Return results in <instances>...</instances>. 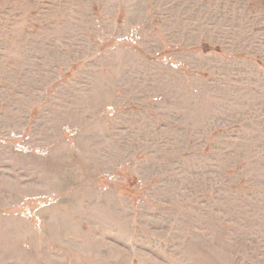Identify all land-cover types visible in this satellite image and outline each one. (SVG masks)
Returning a JSON list of instances; mask_svg holds the SVG:
<instances>
[{"label":"rangeland","instance_id":"1","mask_svg":"<svg viewBox=\"0 0 264 264\" xmlns=\"http://www.w3.org/2000/svg\"><path fill=\"white\" fill-rule=\"evenodd\" d=\"M0 264H264V0H0Z\"/></svg>","mask_w":264,"mask_h":264},{"label":"built area","instance_id":"2","mask_svg":"<svg viewBox=\"0 0 264 264\" xmlns=\"http://www.w3.org/2000/svg\"><path fill=\"white\" fill-rule=\"evenodd\" d=\"M131 38H133V40H131V42L133 43L134 41H137L138 39H139V37H136V38H134V37H132V36H130V37H127V38H125V39H131ZM19 150L20 151H23L24 149L21 147V148H19ZM42 153V155H45L46 153L43 151V152H41ZM44 199H46L47 200V202H52V203H54V199H50V198H45V197H37L35 200H44ZM44 206V205H43ZM43 206H41V207H43ZM35 211H33V210H27V216L28 217H33V216H35Z\"/></svg>","mask_w":264,"mask_h":264},{"label":"trees","instance_id":"3","mask_svg":"<svg viewBox=\"0 0 264 264\" xmlns=\"http://www.w3.org/2000/svg\"><path fill=\"white\" fill-rule=\"evenodd\" d=\"M204 51V50H203ZM205 52V51H204Z\"/></svg>","mask_w":264,"mask_h":264}]
</instances>
